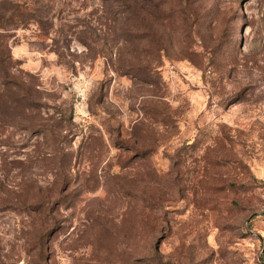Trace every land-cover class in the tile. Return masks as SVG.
<instances>
[{"label": "rangeland", "instance_id": "1", "mask_svg": "<svg viewBox=\"0 0 264 264\" xmlns=\"http://www.w3.org/2000/svg\"><path fill=\"white\" fill-rule=\"evenodd\" d=\"M264 0H0V264H264Z\"/></svg>", "mask_w": 264, "mask_h": 264}, {"label": "built area", "instance_id": "2", "mask_svg": "<svg viewBox=\"0 0 264 264\" xmlns=\"http://www.w3.org/2000/svg\"><path fill=\"white\" fill-rule=\"evenodd\" d=\"M263 172H264V170H263Z\"/></svg>", "mask_w": 264, "mask_h": 264}]
</instances>
